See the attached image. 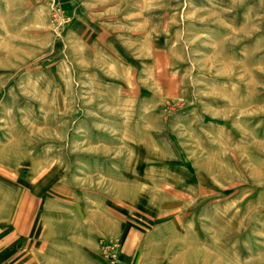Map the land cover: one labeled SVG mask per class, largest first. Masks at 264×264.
I'll return each mask as SVG.
<instances>
[{"label":"rangeland","instance_id":"obj_1","mask_svg":"<svg viewBox=\"0 0 264 264\" xmlns=\"http://www.w3.org/2000/svg\"><path fill=\"white\" fill-rule=\"evenodd\" d=\"M0 264H264V0H0Z\"/></svg>","mask_w":264,"mask_h":264}]
</instances>
